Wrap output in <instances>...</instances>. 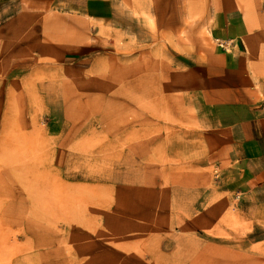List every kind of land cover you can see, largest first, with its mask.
<instances>
[{"label": "rangeland", "instance_id": "rangeland-1", "mask_svg": "<svg viewBox=\"0 0 264 264\" xmlns=\"http://www.w3.org/2000/svg\"><path fill=\"white\" fill-rule=\"evenodd\" d=\"M220 2L0 0V264H264L198 97Z\"/></svg>", "mask_w": 264, "mask_h": 264}, {"label": "crops", "instance_id": "crops-1", "mask_svg": "<svg viewBox=\"0 0 264 264\" xmlns=\"http://www.w3.org/2000/svg\"><path fill=\"white\" fill-rule=\"evenodd\" d=\"M242 1L221 0L212 14L213 48L197 74L208 90L198 97L223 137L222 166H231L232 188L252 218L261 217L254 233L264 230V17L252 19Z\"/></svg>", "mask_w": 264, "mask_h": 264}, {"label": "bare ground", "instance_id": "bare-ground-1", "mask_svg": "<svg viewBox=\"0 0 264 264\" xmlns=\"http://www.w3.org/2000/svg\"><path fill=\"white\" fill-rule=\"evenodd\" d=\"M68 29V28H67ZM241 261H243V260H241ZM255 262H257V261H255ZM257 264H258V262H257Z\"/></svg>", "mask_w": 264, "mask_h": 264}]
</instances>
